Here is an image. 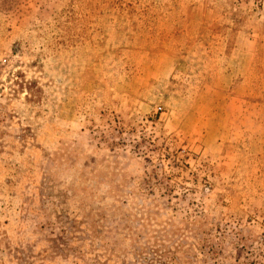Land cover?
I'll return each instance as SVG.
<instances>
[{
  "label": "rangeland",
  "instance_id": "1",
  "mask_svg": "<svg viewBox=\"0 0 264 264\" xmlns=\"http://www.w3.org/2000/svg\"><path fill=\"white\" fill-rule=\"evenodd\" d=\"M0 264H264V0H0Z\"/></svg>",
  "mask_w": 264,
  "mask_h": 264
}]
</instances>
